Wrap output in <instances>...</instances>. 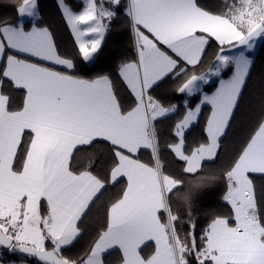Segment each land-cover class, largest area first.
Wrapping results in <instances>:
<instances>
[{
    "label": "snow or ice",
    "instance_id": "snow-or-ice-1",
    "mask_svg": "<svg viewBox=\"0 0 264 264\" xmlns=\"http://www.w3.org/2000/svg\"><path fill=\"white\" fill-rule=\"evenodd\" d=\"M2 2L16 15L0 18V264H264V83L254 125L225 149L264 0H86L79 12L56 0L58 22L43 23L39 0ZM121 15L134 57L115 77L77 75ZM216 185L228 211L205 210L198 228L196 201Z\"/></svg>",
    "mask_w": 264,
    "mask_h": 264
},
{
    "label": "trees",
    "instance_id": "trees-1",
    "mask_svg": "<svg viewBox=\"0 0 264 264\" xmlns=\"http://www.w3.org/2000/svg\"><path fill=\"white\" fill-rule=\"evenodd\" d=\"M40 2V11L39 19L36 23L43 22H58V9L56 5V0H39ZM231 0H200V3L207 7L215 8L217 10L226 7L227 3H230ZM69 3L72 4L76 11H80L83 8V3L77 0H69ZM15 9L4 4L0 0V18L9 16L15 17ZM28 27L31 26V22L27 24ZM64 40L69 49H71V37L67 31H64ZM132 33L128 28L125 18L121 15L120 19L114 20L111 22V31L106 36V39L101 47V51L97 55L95 61L92 64H87L86 61H78V71L77 75L84 76L86 78H94L97 75L109 74L115 77V73L118 65L127 59H132L135 54V49L132 42ZM211 56V53H210ZM264 83V41L261 42L256 57H255V71L253 74V79L251 82L249 94L245 99L244 108L242 109L243 117L236 125L233 126L232 132L228 137V140L225 143L226 151H232L237 148L243 138L251 130V127L254 125L256 118L259 115L261 108V85ZM205 90H209L208 86H205ZM214 90V89H212ZM168 102L181 104L184 97L178 96L176 94H165ZM190 105H195L197 102V97H190ZM183 109L181 108V112ZM175 119V117H174ZM166 122L164 127H167ZM202 123L200 128L189 136V142L197 139L202 134ZM145 160L149 159V154L144 153ZM208 167H214L213 165H207ZM170 171H173L175 174L179 175V165L173 164L170 167ZM120 189H115L109 195H115L119 192ZM222 194V185H216L211 189H206L203 191L199 198L196 201L195 205V215L196 223L198 228H202L208 222V217L204 214L205 210L208 211H217L219 213H226L228 209L223 205L220 196ZM177 208L181 213L185 210V205L182 201L177 202ZM95 227V223L90 227V235L92 234V229ZM88 239L81 241L80 244L71 249V251L66 252L65 255L77 256L83 253L86 250ZM151 247L145 250V254L151 252ZM7 259L13 260L16 259L15 256L8 255ZM28 263L37 264V259L33 257L28 258Z\"/></svg>",
    "mask_w": 264,
    "mask_h": 264
},
{
    "label": "crops",
    "instance_id": "crops-1",
    "mask_svg": "<svg viewBox=\"0 0 264 264\" xmlns=\"http://www.w3.org/2000/svg\"><path fill=\"white\" fill-rule=\"evenodd\" d=\"M77 1H81L82 3H83V7L85 6V4H86V0H77ZM83 9V8H82ZM81 9V10H82ZM80 10V11H81ZM79 12V11H78ZM31 20H32V18H29V22H31ZM108 35V33L106 34V36ZM105 39H106V37H105ZM262 41H264V38H258L257 40H256V47H255V50L253 51V53H252V55H253V58H254V61H255V57H256V54H257V51H258V48H259V46H260V44H261V42ZM104 43V42H103ZM103 43H102V45H103ZM102 47V46H101ZM96 57H97V55H96ZM96 59V58H95ZM95 59L92 61V62H88V61H86V63L87 64H92L94 61H95ZM207 163V162H206ZM28 264H30V263H28Z\"/></svg>",
    "mask_w": 264,
    "mask_h": 264
},
{
    "label": "water",
    "instance_id": "water-1",
    "mask_svg": "<svg viewBox=\"0 0 264 264\" xmlns=\"http://www.w3.org/2000/svg\"><path fill=\"white\" fill-rule=\"evenodd\" d=\"M34 258V257H33ZM35 259H37V258H35Z\"/></svg>",
    "mask_w": 264,
    "mask_h": 264
}]
</instances>
